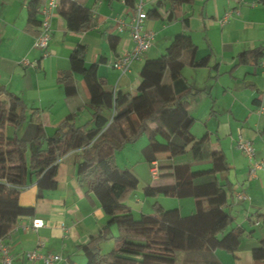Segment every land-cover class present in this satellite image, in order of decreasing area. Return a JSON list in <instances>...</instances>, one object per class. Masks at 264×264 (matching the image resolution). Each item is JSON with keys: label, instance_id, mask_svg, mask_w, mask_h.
<instances>
[{"label": "crops", "instance_id": "0c3cea01", "mask_svg": "<svg viewBox=\"0 0 264 264\" xmlns=\"http://www.w3.org/2000/svg\"><path fill=\"white\" fill-rule=\"evenodd\" d=\"M79 1L92 10V19L82 22L74 31L67 27L62 14L56 8L52 9L49 16V53L44 56L33 45L37 28L27 26V0H0V85L19 95L26 108L38 109L47 135L52 134L58 123L70 113H75L77 125L87 123L91 126V109L85 105L89 93L82 77L73 73L77 92L69 97L57 80L59 72L69 69V55L73 48L78 44L85 45V64L98 62L97 74L104 78L108 89L133 95L145 59L166 54L175 36L181 33V17L188 16V31L197 47L196 58L209 55L206 65H184L181 70L186 81L201 90L189 96L190 112L195 118L191 131L196 137L207 134L211 148L221 149L225 155L227 169L216 176L224 184L220 200L226 202L232 220L220 234V242L210 255L189 258L184 255L182 264L186 261L187 264H210L211 260L218 264H264L252 257V248L264 239V225L259 222L252 224L247 218L251 213L264 212V57L257 64L238 61L239 53L244 50L264 49V2L192 0L181 4L177 18L168 20L170 0H141L145 12L160 1L157 9L161 17H147L144 21V28L153 31L152 45L132 62L128 71L122 72L110 63L133 47L129 30H118L120 21L130 20L131 7L122 0ZM227 13V18L221 23ZM108 35L119 37L115 49L110 47ZM177 53H180L178 48L172 54ZM102 58L103 61L100 60ZM46 126L53 128L51 133L46 132ZM238 136L252 142L254 159L261 163L254 174L249 171L250 160L235 146ZM81 152L73 150L61 157L54 190L44 191L42 197L36 199V187L31 185L20 194V203L34 205L35 211L31 216L19 218L4 239L13 255L12 264H42L40 259L28 260L24 255L35 248L41 253L61 255L63 259L53 264H85L83 246L91 237L109 233L112 240L116 235L113 225L108 226L96 196L79 179L77 162ZM156 157L157 165L158 162L193 161L175 156L168 158L166 153H159ZM147 163L150 168V163ZM125 168L133 171L127 166L119 169ZM168 172L158 168V177L153 178L149 170L151 180L139 175V193L143 192L146 184L171 182L170 176H164ZM238 192L243 193L245 199H238ZM155 197L165 208L177 207L182 217L195 212L193 199ZM164 200L174 206H164ZM126 202L134 211L152 212L153 203L139 194L134 195V192ZM35 217L43 219L44 224L33 230L30 225ZM234 228L242 229L239 238L235 236ZM111 240L100 242L103 252L113 246Z\"/></svg>", "mask_w": 264, "mask_h": 264}, {"label": "trees", "instance_id": "16d2710c", "mask_svg": "<svg viewBox=\"0 0 264 264\" xmlns=\"http://www.w3.org/2000/svg\"><path fill=\"white\" fill-rule=\"evenodd\" d=\"M43 1L27 0L26 3L27 26L37 28L35 35L39 33L40 24L37 8ZM122 1L129 7L136 3V0ZM189 2L192 0H170L167 19L177 18L181 4ZM159 4L157 1L154 8L146 12L147 17H161ZM56 10L74 31L82 22L92 19V10L79 0H57ZM180 21L181 33L175 36L170 50L143 62L133 95L108 89L104 78L97 74L98 62L85 64V45L73 48L69 55L70 67L59 72L57 80L69 97L77 92L73 73L82 77L89 93L85 105L91 109V126L77 125L75 113H70L47 135L38 109L30 108L26 119L22 98L0 85V242L19 218L34 214L35 206L21 204L20 194L31 185L36 187V199L41 198L44 191L54 190L59 160L79 149L82 150L77 162L79 179L96 196L108 226H116L118 240L103 252L100 242L112 236L100 233L91 237L83 246L85 264H175L178 250L189 258L210 255L216 248L220 234L232 220L226 202L220 200L224 184L216 176L227 169V161L221 149L211 148L207 134L196 137L191 131L195 118L190 112L189 96L201 90L193 88L181 70L184 65H206L209 55L196 58L197 47L188 31V16L181 17ZM107 38L110 47L115 49L119 37L108 35ZM176 48L180 53L172 54ZM262 57L264 49L257 47L240 52L238 61L257 64ZM25 119L20 135L9 134V126L16 128ZM141 135L147 140L140 152L150 166L159 153L171 158L191 152L192 162H158L159 170H169L164 176H170L172 181L146 184L143 194L191 197L194 213L182 217L177 207L165 208L154 201L152 212L134 215L126 201L138 189L139 180L129 168H118L114 153ZM247 218L252 224L264 225V212L251 213ZM242 232L234 228L237 238ZM252 257L264 262V239L252 248ZM210 264L218 263L211 260Z\"/></svg>", "mask_w": 264, "mask_h": 264}, {"label": "built area", "instance_id": "2783aa9c", "mask_svg": "<svg viewBox=\"0 0 264 264\" xmlns=\"http://www.w3.org/2000/svg\"><path fill=\"white\" fill-rule=\"evenodd\" d=\"M57 5V0H46L43 5H39L37 10L40 17L39 24V33L35 36L33 45L35 48L40 49L43 52V55L46 56L48 51V44L50 39V26H49V16L50 11L55 9ZM228 13L222 19L221 23L225 21ZM147 19V14L142 8L141 0L135 3L134 7H131V16L128 22L120 21L118 25L119 32H124L126 29L129 30L132 39L133 47L128 52L121 54L114 58L110 65L113 68H117L122 72H126L130 69L132 62L140 57V55L150 48L152 45L153 31L144 28V21ZM27 62V61H25ZM264 62V61H262ZM235 146L246 155L250 160L249 171L250 174H254V171L261 166V163L254 159L255 150L252 145V142L248 139H245L241 136L235 140ZM151 176L153 178L158 177V165L156 161L151 163L149 168ZM245 195L241 192H238L237 198L240 200L245 199ZM44 224L43 219L35 217L31 221V229L36 230L39 227H42ZM26 259L36 260L40 259L42 264H53L54 262L60 261L63 258L61 255L52 252L41 253L38 248L33 250L26 251L24 253ZM13 255L10 253L9 246L0 242V264H12Z\"/></svg>", "mask_w": 264, "mask_h": 264}, {"label": "rangeland", "instance_id": "374dc122", "mask_svg": "<svg viewBox=\"0 0 264 264\" xmlns=\"http://www.w3.org/2000/svg\"><path fill=\"white\" fill-rule=\"evenodd\" d=\"M143 54V53H142ZM142 54L140 55V57L142 56ZM25 116L26 119L29 116V109L25 108ZM26 119L21 122L16 128H14V126H9L8 128V132L9 134L13 135V134H17L20 135L23 127L25 125V121ZM194 127V126H193ZM192 127V128H193ZM46 132L47 133H51L53 128L46 126ZM146 136L145 135H141L140 137H138L135 141L133 142H129L126 143L125 145H123L120 148H117L115 150L114 153V159H115V163L118 166V168H123L125 166L132 168V170L136 173L137 178L139 179V175L143 178H147L148 180H151V176L149 173V164L147 163V161H145V159L143 158L140 149L144 146V144L146 143ZM176 158H181L183 160H186L187 158H189V160H193L192 154L191 152H185L183 154H178L175 156ZM139 194L141 198L146 197L151 204L156 201L159 200L156 197L153 196H144L143 192L139 193V190L137 189V191H134V195ZM159 197H162V199H176V198H171L169 196H164L162 194H159ZM180 199L183 200H192L191 197H180ZM164 206H174V205H170L171 203H168L167 201L164 200ZM140 212L134 211V215L137 217L139 216ZM113 229L117 232L116 226L113 225ZM117 234V233H116ZM116 235H114L113 239L111 241H113V244L118 241L115 237ZM110 249L112 247H109ZM109 250V249H107ZM184 252L183 251H176L175 253V264H182V257H184Z\"/></svg>", "mask_w": 264, "mask_h": 264}]
</instances>
